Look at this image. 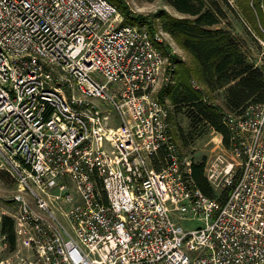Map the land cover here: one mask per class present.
Masks as SVG:
<instances>
[{"label": "built area", "instance_id": "2783aa9c", "mask_svg": "<svg viewBox=\"0 0 264 264\" xmlns=\"http://www.w3.org/2000/svg\"><path fill=\"white\" fill-rule=\"evenodd\" d=\"M173 41L110 0H0V264H264V102L222 114L204 194L158 95Z\"/></svg>", "mask_w": 264, "mask_h": 264}, {"label": "trees", "instance_id": "16d2710c", "mask_svg": "<svg viewBox=\"0 0 264 264\" xmlns=\"http://www.w3.org/2000/svg\"><path fill=\"white\" fill-rule=\"evenodd\" d=\"M114 1L124 15V22L141 24L160 19L162 28L188 56V60L173 57L177 80L164 88L161 99L169 95L175 111L184 113L192 137L212 128L222 136L224 146L229 147L230 132L222 114L241 113L250 103L264 102V64L250 61L238 37L220 26L227 16L220 0H167L181 16L160 10L150 17L134 15L122 0ZM237 5L244 21L253 23L257 36L264 37V0H237ZM249 34L252 36L251 31ZM193 80L203 88H194ZM219 98L222 104L217 103ZM179 135L188 141L183 130ZM204 165L205 159L193 163L195 184L204 194L217 196L204 174ZM2 232L13 243V220L4 219Z\"/></svg>", "mask_w": 264, "mask_h": 264}, {"label": "rangeland", "instance_id": "374dc122", "mask_svg": "<svg viewBox=\"0 0 264 264\" xmlns=\"http://www.w3.org/2000/svg\"><path fill=\"white\" fill-rule=\"evenodd\" d=\"M114 4V0H110ZM131 10L134 15H144L150 17L156 15L160 10L167 11L168 13L181 16L174 7L168 4L167 0H122ZM222 7L227 12V16L221 22L220 26L227 28L234 33L243 45V49L247 52L250 61L255 62L256 64H261L264 62L263 57V48L260 41L257 39L258 30L256 29L253 23H248L242 18V14L238 12L239 8L237 5V0H220ZM233 9V12L231 8ZM249 31L252 32V36L249 34ZM254 35V36H253ZM256 35V37H255ZM169 59L167 62V68L165 71L166 76L169 74L170 63L176 68V62H173V57H181L182 59L188 60V56L183 51L175 41L173 45L170 46L168 50ZM177 80V75H174V81H170L167 85H163L167 81L163 80L159 86L158 95L160 96L163 93L164 88L173 85ZM201 89L203 88L202 85ZM163 100L168 104L170 108V124L173 137L180 148L181 152L190 154L196 162H200L202 159H208L212 161L215 158L217 153H226L229 156H232L230 150H226L224 145L221 142V135L213 130L212 128H206L200 135H192L189 133V121L187 117L182 112H176L174 106L171 102L169 95H165ZM217 103L222 104V99L219 98ZM183 130L187 135L188 141L185 142L180 134V131ZM189 226H197V223H185Z\"/></svg>", "mask_w": 264, "mask_h": 264}]
</instances>
